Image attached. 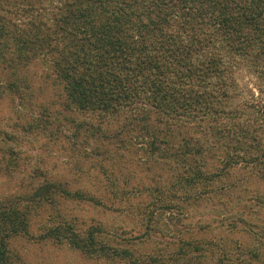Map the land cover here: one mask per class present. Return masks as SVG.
<instances>
[{
  "label": "trees",
  "instance_id": "trees-1",
  "mask_svg": "<svg viewBox=\"0 0 264 264\" xmlns=\"http://www.w3.org/2000/svg\"><path fill=\"white\" fill-rule=\"evenodd\" d=\"M36 65L60 85L62 110L82 115L72 135L91 139L103 180L44 183L0 202V264H26L10 242L29 235L36 205L54 194L113 210L133 204L139 242L160 214L186 220L211 202L225 240L212 245L191 230L177 255L264 264V0H0V85L31 89ZM120 164L155 177L124 181ZM103 229L54 218L41 236L138 264L128 243Z\"/></svg>",
  "mask_w": 264,
  "mask_h": 264
},
{
  "label": "rangeland",
  "instance_id": "rangeland-1",
  "mask_svg": "<svg viewBox=\"0 0 264 264\" xmlns=\"http://www.w3.org/2000/svg\"><path fill=\"white\" fill-rule=\"evenodd\" d=\"M42 68L39 65L31 68L28 75L32 78V88L21 89L19 94L8 92L0 85V202L3 206L12 200L19 201L21 195L32 193L44 183L76 187L103 180V176L96 173L98 162L91 154V139L85 135L76 139L72 135L75 131L71 120L81 119L82 115L62 110L60 85ZM117 173L124 181L140 183L147 181V174L155 177L153 169L126 164H120ZM61 200L54 194L50 200L37 204L29 235L11 240L12 253L26 264H127L90 258L42 237V227L54 218H71L79 225L94 224L101 225L104 231L115 230L116 236L135 251L138 264H151L150 256L161 264H197L193 257L177 255L176 251L180 235L191 230L200 238L206 237L212 245L225 240L219 238L224 232L215 226L211 202L196 206L186 220L176 210L160 214L154 232L139 242L141 239L135 237L142 231L141 218L133 204L113 210L111 206L94 205L89 201ZM205 216L209 218L208 225L204 224Z\"/></svg>",
  "mask_w": 264,
  "mask_h": 264
}]
</instances>
